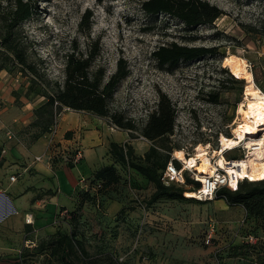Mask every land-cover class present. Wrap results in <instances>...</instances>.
I'll return each mask as SVG.
<instances>
[{
    "label": "rangeland",
    "instance_id": "rangeland-1",
    "mask_svg": "<svg viewBox=\"0 0 264 264\" xmlns=\"http://www.w3.org/2000/svg\"><path fill=\"white\" fill-rule=\"evenodd\" d=\"M29 1L32 14L17 25L14 35L21 41L28 60L36 64L50 83L49 90L52 83L63 81L65 56L74 53L85 57L94 41L98 51L90 70L103 67V82L114 73L117 59L125 60L128 76L119 82L108 106L111 113L131 120L137 131L120 130L103 120L111 129L126 135L136 155H144L150 146L139 136V129L156 108L159 94H163L176 115L172 135L154 142L162 155L169 153L170 158L176 159L174 150H181L188 158L196 146L202 145L209 151H217L211 158L212 164L218 153L226 160L245 158L247 149L243 142L232 150H221L219 143L220 136L233 137V129L241 120L238 107L245 96V80L228 69L224 61L231 55L244 60L254 87L264 94V0H203L216 6L223 15L210 25L189 31L164 15L145 16L140 8L145 0ZM13 9L14 0H0V34L5 30L8 11ZM86 11L89 18L80 25ZM169 43L214 48L215 52L179 63L175 69L160 68L152 52ZM231 75L241 79L240 82H234ZM29 81V76H24L17 67L5 64L0 69V143L4 146L26 147L39 131L30 123L34 120V108L44 99L37 90L28 92ZM67 111L62 108L56 117V131L62 113ZM24 113H29L30 121L22 123L18 118ZM6 131L12 136L10 140ZM263 135L259 132L253 138ZM64 139L66 135L59 137V141ZM59 141L60 146H65ZM163 144L170 152L160 148ZM103 158L104 164H112L109 151ZM178 163L183 168V162L178 159ZM116 170L120 175L116 186L94 190L91 175L85 177L88 182L85 191L78 181L69 196L72 206L58 207L50 222L43 226H35L40 218L35 219L33 210L42 205L37 208L32 205L57 193L56 188L43 192L25 184L22 189L30 194L24 209L17 212L11 211L9 199H5L7 202L0 204V263L17 264L20 251L34 253L41 242L61 230L82 241L90 259L97 263L112 259L117 264H264V226H260L255 237L242 240L241 235L249 232L243 221V208L228 207L217 199L206 201L186 196L183 197L193 201L163 199L147 206L153 186L132 169L116 165ZM185 171L188 177L197 173L192 168ZM182 188L185 193L194 192L190 191L191 185ZM78 205L81 208L76 211ZM74 213L75 222L71 219ZM26 215H31V224L25 223ZM15 216L22 217L23 222H16ZM209 229L213 232L212 240L204 245L202 238ZM246 242L256 244L257 251H246ZM25 259L22 264H59L44 255L34 254Z\"/></svg>",
    "mask_w": 264,
    "mask_h": 264
},
{
    "label": "trees",
    "instance_id": "trees-1",
    "mask_svg": "<svg viewBox=\"0 0 264 264\" xmlns=\"http://www.w3.org/2000/svg\"><path fill=\"white\" fill-rule=\"evenodd\" d=\"M140 8L145 16L151 18L164 15L174 19L180 22L187 31L197 26L210 25L223 15L216 6L203 0H145L140 4ZM31 14L32 6L29 0H14V9L8 11L5 30L0 34V69L5 64L17 67L24 76L30 78L28 92L37 90L39 96L44 99L33 110L34 120L30 126L39 131L33 134L32 140L36 141L48 132L54 122L55 115L62 108L106 119L120 130L137 131L131 120H125L121 115L111 113L108 106L115 88L121 80L128 76L129 72L125 60L118 58L114 73L103 82L105 76L103 67H98L95 71L90 70L98 51L97 41H94V47L86 51L85 57L82 55L75 56L74 53L65 56L62 69L63 81L62 83H52L49 90L50 83L45 79L44 74L36 68V64L28 60L21 41L16 39L14 35L17 25L28 19ZM89 14V11L83 14L80 25L87 22ZM214 52V48L169 43L156 47L152 52V58L160 68L175 69L179 63L210 56ZM230 78L234 82L241 80L233 78L232 75ZM175 115L176 111L166 95L159 94L156 108L149 114L144 126L139 129V136L150 143L148 150L144 155L138 156L134 153L131 145L127 143H110L109 156L112 164L95 171L93 180L100 181L101 188L116 186L120 180V175L116 170V165H119L124 170H134L153 186V192L146 203L147 206L163 199L193 201L192 198L183 197L185 190L182 187L191 185L190 191H195L199 189L200 183L191 180L186 172L183 173V185L173 183L165 185L161 180L171 158L169 153L162 155L159 149L154 146V142L172 135ZM160 148L167 152L170 150L164 144ZM241 158L229 157L227 161H236ZM172 163L175 169H180L178 161L172 160ZM213 199L222 200L228 207L243 208L245 211L243 221L247 225L246 228H249V232L244 236L241 235L242 240L255 237L256 232L261 230L260 226H264V179L243 180L238 182L235 190L219 187ZM80 205L77 206L76 211L80 210ZM119 212L123 213V209H120ZM71 219L76 221L75 213ZM246 245V251H257L256 244L246 242ZM34 254L44 255L59 264H117L112 259L100 263L92 261L82 241L77 240L73 233L67 234L61 230H57L48 241L41 242L34 253L28 250L22 251L17 257V264H22L26 257H31Z\"/></svg>",
    "mask_w": 264,
    "mask_h": 264
},
{
    "label": "crops",
    "instance_id": "crops-1",
    "mask_svg": "<svg viewBox=\"0 0 264 264\" xmlns=\"http://www.w3.org/2000/svg\"><path fill=\"white\" fill-rule=\"evenodd\" d=\"M28 114L24 113L18 119L22 123L30 121L27 118ZM118 132L121 134L116 135ZM63 135H66L67 139L59 141V137ZM125 137L126 135L122 132L111 129L106 121L101 118L83 112L68 110L62 113L60 117L55 138L65 145L70 140H79L83 149V157L73 167L63 164L57 165L56 162L48 165L46 161L31 163L34 156L43 153L47 143L45 136H41L26 147L22 145L8 147L0 143V150L4 149L5 151L0 162V204L5 202V199H9L11 211H21L24 209V202L30 194L29 192H24L25 190L22 189V186H25V184L34 185L38 190L43 192H51L56 188L57 193L44 196V198L36 200L32 205L33 208L42 205L40 209H33L36 214L35 219L40 218V220L35 221V226H43L47 222L49 223L50 217L58 207L69 209L72 206L69 196L72 194L78 180L83 176L86 178L91 175L93 176L95 171L106 166L103 157L108 153L110 143L129 144ZM106 144L108 148H106ZM57 167L58 169H54ZM30 173L32 175L28 177ZM13 175H16V181L11 183L9 182V177ZM26 216L27 218H31V215ZM13 219L19 223L23 222L21 220L22 217L19 216H15ZM19 227H23V225H19Z\"/></svg>",
    "mask_w": 264,
    "mask_h": 264
},
{
    "label": "bare ground",
    "instance_id": "bare-ground-1",
    "mask_svg": "<svg viewBox=\"0 0 264 264\" xmlns=\"http://www.w3.org/2000/svg\"><path fill=\"white\" fill-rule=\"evenodd\" d=\"M224 65L245 80V96L244 102L238 107L241 120L233 129V137L220 136V147L221 150H232L243 142L247 155L245 158L227 162L224 156L218 153L212 164L211 158L217 155V151H209L208 147L202 145L196 146L194 154L188 158L181 150H174L173 153L186 167L197 172L198 179L204 180L205 176H214V168L218 167L225 170L229 186L234 187L241 178L255 181L264 179V135L259 139L253 138L259 132L264 133V94L254 87L252 74L246 69L244 60L231 55L225 59ZM260 127L262 128L259 130ZM195 196L193 192L186 193V197Z\"/></svg>",
    "mask_w": 264,
    "mask_h": 264
},
{
    "label": "built area",
    "instance_id": "built-area-1",
    "mask_svg": "<svg viewBox=\"0 0 264 264\" xmlns=\"http://www.w3.org/2000/svg\"><path fill=\"white\" fill-rule=\"evenodd\" d=\"M64 109L69 110L67 108ZM58 115L59 113L55 115L53 124L50 126L48 132L45 133V135H43L47 139V143L43 153L41 155L34 156L31 160L32 164L46 161L48 165H52L53 163L60 161V163H62L65 166H75L81 161L83 157V149L78 139L70 140L65 146L62 145L60 146L58 144V141H56L55 119ZM5 134L8 140L12 138L9 131H6ZM4 154H5L4 149H1L0 162L2 161V157L4 156ZM172 160L178 161L177 158L174 159L173 157H171L170 161L167 163L166 168L162 174L161 180L165 185H169L170 183L176 185H183L184 184L183 173L186 172L185 170L190 172L191 168L186 167V165L183 164V168L181 167L180 169L177 170L175 169ZM189 178L193 181H197L200 183L199 189L193 192L196 194L194 198L196 200H206V201L212 200L214 198V194L219 187H226L228 189L235 190L238 182L246 180L241 178L238 180V182L234 187H230L225 171L223 169H219L218 167L214 168V176L213 175L205 176L204 180L198 179V174L195 172H192L191 177ZM15 181H16V175L9 177V182L13 183ZM78 181H79V185L82 188H84V190L86 191L88 187L87 179L85 177H81ZM94 182H95V186L93 187L94 190H98L99 188H101L100 181H94ZM183 196H185V193H183ZM25 223L31 224L32 223L31 218L29 217V219H27V216H25ZM212 235H213L212 229L206 231L202 238V243L204 245H209V243L212 240ZM21 252L22 251H20L18 255H20Z\"/></svg>",
    "mask_w": 264,
    "mask_h": 264
}]
</instances>
